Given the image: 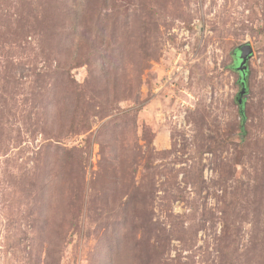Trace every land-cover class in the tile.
Instances as JSON below:
<instances>
[{"label":"rangeland","instance_id":"374dc122","mask_svg":"<svg viewBox=\"0 0 264 264\" xmlns=\"http://www.w3.org/2000/svg\"><path fill=\"white\" fill-rule=\"evenodd\" d=\"M0 264H264V0H0Z\"/></svg>","mask_w":264,"mask_h":264},{"label":"water","instance_id":"95a60500","mask_svg":"<svg viewBox=\"0 0 264 264\" xmlns=\"http://www.w3.org/2000/svg\"><path fill=\"white\" fill-rule=\"evenodd\" d=\"M252 51L253 50H252V47H251L250 44H245L239 49V52H240V54H239L240 63H239L238 69L242 73V77H244V79H245V70H247L246 64L248 62V59L251 57ZM243 89H244V86H243ZM244 93H245V91L242 90V92L240 94V99H241L240 103L242 102V96H243ZM241 114H242V120H243V123H244L246 118H245L243 109H241Z\"/></svg>","mask_w":264,"mask_h":264},{"label":"trees","instance_id":"16d2710c","mask_svg":"<svg viewBox=\"0 0 264 264\" xmlns=\"http://www.w3.org/2000/svg\"><path fill=\"white\" fill-rule=\"evenodd\" d=\"M239 54H240L239 50L236 53L233 54V64L230 66L232 70H238L239 71V69H238V66H239V63H240ZM246 74H247V70H245V76H246ZM241 77H242V73H241ZM245 82H246V79L241 78V84L243 86H245ZM239 105H240V108L243 109L242 108L243 107L242 102L239 103ZM241 116H242V114H241Z\"/></svg>","mask_w":264,"mask_h":264}]
</instances>
